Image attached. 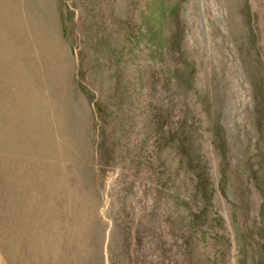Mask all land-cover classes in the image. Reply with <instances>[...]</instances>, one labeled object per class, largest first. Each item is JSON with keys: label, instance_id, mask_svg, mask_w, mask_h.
<instances>
[{"label": "rangeland", "instance_id": "rangeland-1", "mask_svg": "<svg viewBox=\"0 0 264 264\" xmlns=\"http://www.w3.org/2000/svg\"><path fill=\"white\" fill-rule=\"evenodd\" d=\"M0 264H264V0H0Z\"/></svg>", "mask_w": 264, "mask_h": 264}]
</instances>
